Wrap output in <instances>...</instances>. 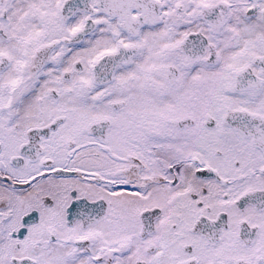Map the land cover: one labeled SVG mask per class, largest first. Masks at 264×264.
Masks as SVG:
<instances>
[{"label": "snow or ice", "instance_id": "6c2138e0", "mask_svg": "<svg viewBox=\"0 0 264 264\" xmlns=\"http://www.w3.org/2000/svg\"><path fill=\"white\" fill-rule=\"evenodd\" d=\"M0 264H264V0H0Z\"/></svg>", "mask_w": 264, "mask_h": 264}]
</instances>
